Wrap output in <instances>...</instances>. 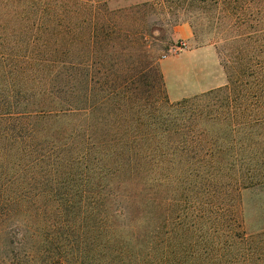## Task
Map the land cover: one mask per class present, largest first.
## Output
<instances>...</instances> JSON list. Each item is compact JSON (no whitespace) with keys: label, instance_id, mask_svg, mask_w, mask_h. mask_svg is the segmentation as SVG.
<instances>
[{"label":"trees","instance_id":"1","mask_svg":"<svg viewBox=\"0 0 264 264\" xmlns=\"http://www.w3.org/2000/svg\"><path fill=\"white\" fill-rule=\"evenodd\" d=\"M126 1L0 0V264H264V0ZM165 3L219 13L224 85L170 102Z\"/></svg>","mask_w":264,"mask_h":264},{"label":"rangeland","instance_id":"2","mask_svg":"<svg viewBox=\"0 0 264 264\" xmlns=\"http://www.w3.org/2000/svg\"><path fill=\"white\" fill-rule=\"evenodd\" d=\"M134 1L139 0H127L125 3ZM149 12L154 15L152 19L157 24V31L153 36L147 37L145 46L160 71L162 63L165 68L167 66L171 70L168 75L171 96H200L207 90L226 83V74L221 65V51L226 53L234 45L231 42L225 44L219 41L224 33L223 24L217 19L220 16L217 11H211L207 7L190 11L187 5L183 7L178 3H165L157 4L153 11ZM182 23H187L191 29L190 40L173 39L175 27ZM179 41H184L186 46L174 51L173 48ZM165 91L169 99L166 85ZM244 111H241L240 118L237 119L240 121V130L234 133V142L217 143L216 146L239 149L247 145L249 134L247 125L243 124L246 115ZM262 132L264 136V128ZM240 202L248 227L264 226V186L243 190Z\"/></svg>","mask_w":264,"mask_h":264},{"label":"crops","instance_id":"3","mask_svg":"<svg viewBox=\"0 0 264 264\" xmlns=\"http://www.w3.org/2000/svg\"><path fill=\"white\" fill-rule=\"evenodd\" d=\"M192 35L191 29L189 27V25L187 23H182L179 24L175 27L174 29V37L173 39H183V40H190ZM174 71V70H173ZM161 72L165 81V85L168 89V95H169V99L171 101H176L179 100L181 98H184L185 95L182 96H171L170 91H169V87H168V75L171 73V70L166 66V68L163 66V63L161 64ZM175 72V71H174Z\"/></svg>","mask_w":264,"mask_h":264},{"label":"built area","instance_id":"4","mask_svg":"<svg viewBox=\"0 0 264 264\" xmlns=\"http://www.w3.org/2000/svg\"><path fill=\"white\" fill-rule=\"evenodd\" d=\"M186 46V43L184 41H179L178 44L175 45L173 48L174 51L181 50Z\"/></svg>","mask_w":264,"mask_h":264}]
</instances>
